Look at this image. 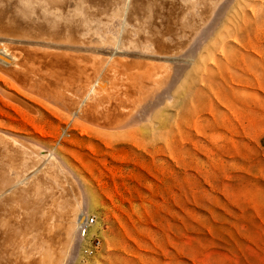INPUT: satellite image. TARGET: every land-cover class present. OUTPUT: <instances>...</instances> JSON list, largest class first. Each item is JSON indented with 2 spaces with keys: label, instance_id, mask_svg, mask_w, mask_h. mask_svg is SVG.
<instances>
[{
  "label": "rangeland",
  "instance_id": "374dc122",
  "mask_svg": "<svg viewBox=\"0 0 264 264\" xmlns=\"http://www.w3.org/2000/svg\"><path fill=\"white\" fill-rule=\"evenodd\" d=\"M217 1L174 56L5 42L31 53L21 75L0 65V145L51 152L96 218L57 264H264V0ZM110 67L114 87H99ZM21 205L0 209L1 230Z\"/></svg>",
  "mask_w": 264,
  "mask_h": 264
},
{
  "label": "bare ground",
  "instance_id": "6f19581e",
  "mask_svg": "<svg viewBox=\"0 0 264 264\" xmlns=\"http://www.w3.org/2000/svg\"><path fill=\"white\" fill-rule=\"evenodd\" d=\"M212 1L0 0V65L11 74H22L21 62H27L31 52L9 49L5 42L12 40L63 44H78L76 41H81L85 45L98 44V47L100 44L109 45L116 52L138 48L162 56L163 54L174 56L181 49L182 44L192 40L190 34L198 32L200 21H205L204 13L212 6ZM180 60L182 61V58ZM105 69L106 72L107 68ZM108 69L106 82L98 81L99 87H114L110 80L116 70L111 67ZM91 101L92 104L84 114L86 117L92 116L93 108L101 107L103 99L100 92H96ZM2 143L3 145H0V186H2L0 209L10 208L9 211H12L17 208L18 211V207L23 204L27 212L24 213L23 218L20 215L21 218L18 220L13 215L16 220L13 228L5 226L7 229L5 227L4 230L0 229V261L3 264V257L12 245H14L12 250L19 245L14 238L22 234L26 236L23 237L27 241L24 240V246L20 245L24 247L22 251L9 250L8 258L5 256L11 259V262L9 261L11 264L12 261L17 264L19 257L23 258H20V262L21 259L26 262L31 261L33 250L36 249L35 244L40 249V255L37 251L39 255L36 256L39 260L37 263L57 264L62 251L65 249L67 251L73 243L79 221L83 218L79 214L81 206L74 197L70 177L68 179L63 164L51 152L20 141L19 143L13 141L8 145ZM11 176L15 181L5 189L4 184L11 180ZM8 192L10 195L7 196ZM5 213L7 212L4 211L3 215L8 214ZM5 219L10 218L5 217ZM2 222L1 228L3 224H9L8 221L4 223L2 220ZM34 234H36V243L33 241ZM30 235L32 241L28 239ZM21 238L19 237V240ZM13 239L15 244L11 242ZM9 244H12L10 248ZM65 245L69 247L65 248Z\"/></svg>",
  "mask_w": 264,
  "mask_h": 264
},
{
  "label": "built area",
  "instance_id": "2783aa9c",
  "mask_svg": "<svg viewBox=\"0 0 264 264\" xmlns=\"http://www.w3.org/2000/svg\"><path fill=\"white\" fill-rule=\"evenodd\" d=\"M95 222H96L95 216H90V215L85 214L83 219L80 221L79 227L77 230L78 238L81 241L87 240L89 238L90 229L95 224ZM99 245H100V241L96 240L95 245L93 247L85 248L83 249L82 252L87 256L92 255L94 251L99 247Z\"/></svg>",
  "mask_w": 264,
  "mask_h": 264
}]
</instances>
